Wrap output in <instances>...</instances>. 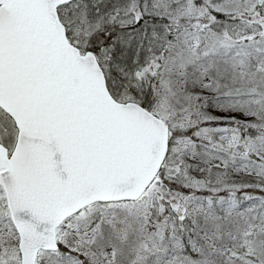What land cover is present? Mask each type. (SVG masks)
Masks as SVG:
<instances>
[{
  "label": "snow or ice",
  "instance_id": "6c2138e0",
  "mask_svg": "<svg viewBox=\"0 0 264 264\" xmlns=\"http://www.w3.org/2000/svg\"><path fill=\"white\" fill-rule=\"evenodd\" d=\"M0 264H264V0H0Z\"/></svg>",
  "mask_w": 264,
  "mask_h": 264
}]
</instances>
